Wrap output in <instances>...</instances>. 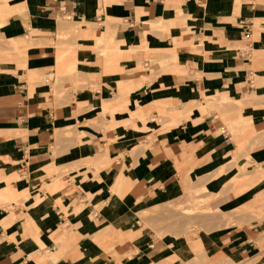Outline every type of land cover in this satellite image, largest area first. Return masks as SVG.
<instances>
[{"label": "crops", "instance_id": "1", "mask_svg": "<svg viewBox=\"0 0 264 264\" xmlns=\"http://www.w3.org/2000/svg\"><path fill=\"white\" fill-rule=\"evenodd\" d=\"M97 38L125 69L104 70ZM70 46L95 87L56 93ZM221 166L237 182L209 205L255 212L210 213L189 236L141 218ZM198 254L264 264V0H0V264Z\"/></svg>", "mask_w": 264, "mask_h": 264}, {"label": "rangeland", "instance_id": "2", "mask_svg": "<svg viewBox=\"0 0 264 264\" xmlns=\"http://www.w3.org/2000/svg\"><path fill=\"white\" fill-rule=\"evenodd\" d=\"M115 19V20H120L118 17H111V15H108L107 23L110 22V20ZM80 24H82L80 22ZM67 36V34H62L61 37ZM19 39L14 40L12 42V46L14 47L15 50L20 51L19 45L17 44ZM21 43H24L22 41ZM143 47L142 45H140ZM79 46H70L67 50L62 51V56L59 55V59H68L66 61L65 70L70 73V74H75L74 77L72 78H60L57 77L56 82L53 84L54 91L58 93L60 89L63 87V90H66L65 88L71 87L74 90H79L80 88L84 87L85 85H91L95 87V81L90 78H84L81 77L77 68L75 65L71 64L74 63V60L77 58L75 57V53H77V50ZM99 49L100 53L102 56L105 58V63H104V70L106 72H112V71H121L125 69L124 66L120 65L121 60L126 58V52L123 51V48H118L114 45H107L103 44L102 38H97V42L94 44L92 47ZM120 49V50H119ZM74 56L76 59L70 60V58ZM149 56V55H148ZM118 58L119 60V65L116 67L115 62L113 61L114 59ZM63 60V61H64ZM137 68H145L143 63H140ZM215 100H217L216 97H214ZM224 99H229L227 97H222L219 100V104L223 105ZM211 99L206 98L204 101L209 102ZM236 102H240V100H237ZM201 103V102H200ZM202 107V104L199 105ZM208 110L204 109L202 113H206ZM161 112V120H165V111L160 110ZM185 112H188V109L186 108ZM154 117V116H152ZM233 128V127H231ZM164 129V127H163ZM255 130H250L247 129V136L251 135L254 133ZM240 147H243V143L239 144ZM237 157H233V160ZM236 166L238 161L236 160ZM225 176L224 172V167H220L215 171L214 174L210 175L209 177L204 174L199 176V185L196 186L194 190H191L189 188L185 193L181 194L178 199H168L165 198L163 201H156L153 205L148 206L145 211L141 210L139 212L141 218H145L146 223L148 224L149 227L152 228H157L160 224L166 226L168 228H174L175 226L180 227L182 230L181 233H184L186 236H189L192 232L193 229L196 230L199 226H202L203 223H201L203 217H207L208 214H215L219 215L222 213V217L225 219L226 222L224 224H229L233 221L234 217L236 214H239L240 212L244 210H249L253 209L254 207L251 208H246L244 206H240L236 208V210L232 211H220L218 208H213V206H210V202H212L214 199L219 198L224 191V188L232 182L233 184L237 182L236 177H232V175L227 179V180H222V177ZM228 176V175H227ZM230 179V180H229ZM209 180V181H208ZM211 182L210 184H214L215 188L211 190V192L207 193V183ZM58 184L57 186H59ZM262 212V210H261ZM151 216V218H149ZM161 218V220H159ZM198 219V221H197ZM158 229V228H157ZM169 230V229H167ZM163 231V230H162ZM164 233L161 232L160 234L162 235ZM216 261L213 260H208V258L201 256L200 254L195 255L194 258V264H218Z\"/></svg>", "mask_w": 264, "mask_h": 264}]
</instances>
